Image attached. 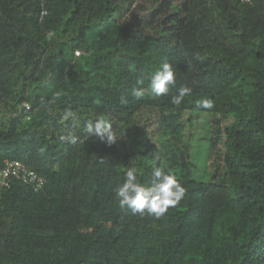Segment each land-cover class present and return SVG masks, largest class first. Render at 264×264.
<instances>
[{"label":"trees","instance_id":"obj_1","mask_svg":"<svg viewBox=\"0 0 264 264\" xmlns=\"http://www.w3.org/2000/svg\"><path fill=\"white\" fill-rule=\"evenodd\" d=\"M133 2L0 0V171L18 159L46 179L3 191L0 264H264V0H146L129 16ZM165 59L177 84L158 97ZM144 109L161 116L157 142L127 137ZM96 116L112 145L83 130ZM156 154L185 195L159 219L133 215L114 190L130 167L150 185Z\"/></svg>","mask_w":264,"mask_h":264},{"label":"clouds","instance_id":"obj_2","mask_svg":"<svg viewBox=\"0 0 264 264\" xmlns=\"http://www.w3.org/2000/svg\"><path fill=\"white\" fill-rule=\"evenodd\" d=\"M138 84H143V79L137 81ZM176 75L172 65L165 59L160 66L151 75L149 87L156 96H167L170 90L176 87ZM191 88L181 85L178 94L171 97V103L179 106L184 97L191 94ZM143 90L135 88L132 90V95L136 97L143 96ZM62 96V93L57 91L53 94L51 100L42 104H55ZM200 106L205 109L214 107L212 100L203 98ZM73 118V113L68 112L65 119ZM83 130L89 137L97 136L107 144L112 145L117 138L112 131V124L104 116H96L94 119H89L84 125ZM62 142L76 144L78 136L72 133L62 135L59 138ZM154 161L160 162V166L154 167L153 178L150 185H144L138 181L140 170L136 167H130L125 173L123 183L115 188V198L121 208L130 209L133 215H151L159 219L162 217L170 206L178 204L185 195V188L177 180L171 169H166L161 160V156L156 154Z\"/></svg>","mask_w":264,"mask_h":264},{"label":"rangeland","instance_id":"obj_3","mask_svg":"<svg viewBox=\"0 0 264 264\" xmlns=\"http://www.w3.org/2000/svg\"><path fill=\"white\" fill-rule=\"evenodd\" d=\"M145 1L146 0H135L128 15L130 16L133 13L138 15L144 13L143 8H145L148 5V3H145ZM4 113L5 112H2V114L0 115L2 116ZM160 120H161V116L159 115V112L152 109H144L132 119L130 125L126 130L127 137L129 134H132L139 129H143L148 133L151 140L157 142L161 138V133H162V128H160ZM187 131L188 129L186 128L184 133V140L190 146L192 157L195 158L197 155H200L199 157L201 158V156H205L206 140H202V141L188 140ZM127 137L124 138L127 139Z\"/></svg>","mask_w":264,"mask_h":264},{"label":"built area","instance_id":"obj_4","mask_svg":"<svg viewBox=\"0 0 264 264\" xmlns=\"http://www.w3.org/2000/svg\"><path fill=\"white\" fill-rule=\"evenodd\" d=\"M45 13L46 11L43 10L42 15ZM80 53L81 51H76L77 55ZM21 107L25 111H29L31 108L28 102H23ZM27 119H30V115L27 116ZM14 180L33 186L36 190L43 189L46 184V179L42 175L22 161L18 159H7L4 168L0 171V199L3 191L8 189Z\"/></svg>","mask_w":264,"mask_h":264}]
</instances>
